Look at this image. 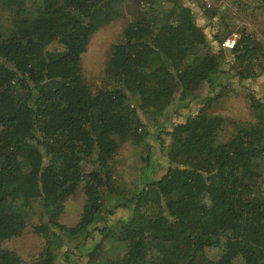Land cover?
Masks as SVG:
<instances>
[{
    "label": "trees",
    "instance_id": "16d2710c",
    "mask_svg": "<svg viewBox=\"0 0 264 264\" xmlns=\"http://www.w3.org/2000/svg\"><path fill=\"white\" fill-rule=\"evenodd\" d=\"M128 3L133 18L106 62L108 85L93 89L82 54ZM196 3L209 31L195 0H0L9 14L8 24L0 16V264H74L77 257L85 264H264V93H256L264 44L246 25L264 12V0H231L243 24L230 50L221 45L234 32L226 14ZM234 81H256L247 94L253 119H233L234 131L222 138L228 120L209 107ZM204 84L220 91L172 121ZM146 114L155 124L171 121L156 133L166 170L135 190L120 188L115 158L123 142L151 160ZM78 189L86 202L68 226L59 219ZM119 208L131 215L110 224ZM29 224L45 244L27 262L2 243ZM94 233L101 239L93 248H72ZM107 242L120 252L102 256ZM211 248L220 249L218 258Z\"/></svg>",
    "mask_w": 264,
    "mask_h": 264
},
{
    "label": "rangeland",
    "instance_id": "374dc122",
    "mask_svg": "<svg viewBox=\"0 0 264 264\" xmlns=\"http://www.w3.org/2000/svg\"><path fill=\"white\" fill-rule=\"evenodd\" d=\"M184 1L185 3L189 2V0ZM200 2H203L207 5L217 6L220 10H222V13L226 14V21L228 22L229 27L233 28L234 31H237L239 26L243 24V20L241 21L235 16L233 7L231 8V0H200ZM194 7L197 11L198 22L209 31L210 27L208 26V19L200 12L196 0ZM122 11L123 12L119 18L107 25L100 27L93 33L90 38L87 50L82 54V74L87 84L93 89L101 88L106 84L108 85V81L106 80L107 78L105 77L106 62L113 45L122 39L125 26L127 23L131 22L133 18L132 13L134 12V8L131 4L128 3L127 5H124L122 7ZM0 16L2 17L4 24H8L9 14L0 10ZM246 25L250 26L251 31L259 39H261L264 44V12L258 13L255 23H247ZM226 68L227 66H225V69ZM244 84L245 86L234 81L229 88L225 89V95L220 96L209 107V113L222 114L228 120L223 126V130L221 132L222 138H228L234 131V124L232 123L233 119L242 121H249L253 119V113L250 108V102L247 94L249 92L248 87H250L251 90H253V86L256 87V81H245ZM257 87L258 89L256 90V93L259 95H261L262 92L264 93V77L261 78V81L259 84H257ZM218 91H220L219 86L216 87L214 92H211L208 89V84H204V86L199 89L197 93L198 97L192 101H189L186 107L182 106L179 108L180 110H178L177 116H174L172 121L177 122L183 120L188 114L196 112L202 105L201 101L205 97L215 96ZM146 115V120L154 124L152 125L149 123V129L151 132L150 142L153 145L151 160L149 164L143 160V156L141 154L143 150L142 147L135 145L131 141L123 142L115 158V179L116 184L120 188L135 190L141 187L147 178L157 179L161 177V175L166 170L167 159L164 155V151L161 149V140L156 137V133L162 128L169 127L171 121L166 122V125L164 126L161 125V123H163L161 120H164V117H159L160 123L155 124L154 120L151 118L153 115ZM261 167L264 169V159L261 160ZM85 202L86 195L84 191L82 189H78L65 202L64 211L59 219L60 222L68 226L75 225L81 217ZM131 212V209L119 208L113 215L109 216L108 221L110 224H113L118 220L129 217ZM30 220L33 224H37L39 223V216L37 214L32 215ZM95 225L100 226L102 225V222H97ZM94 236L95 240L89 239L86 244L80 246L81 249H76L74 247L75 244H73L72 248H74L77 252H86L90 250L96 245L97 241L101 239V236L98 233H94ZM44 244V238L41 235L34 233L32 230V224H29L21 236L5 240L2 243V247L17 252L25 261L30 262L40 254ZM103 248L104 250L102 256H105L106 252L114 253L117 250L120 252L119 248L110 242L105 243ZM208 253L212 258H218L221 254V251L217 248H211L208 249ZM74 257L71 258L74 259ZM78 258L79 257L74 259L76 260L74 264H85L83 259Z\"/></svg>",
    "mask_w": 264,
    "mask_h": 264
},
{
    "label": "built area",
    "instance_id": "2783aa9c",
    "mask_svg": "<svg viewBox=\"0 0 264 264\" xmlns=\"http://www.w3.org/2000/svg\"><path fill=\"white\" fill-rule=\"evenodd\" d=\"M239 38H240L239 32L234 31L223 40L221 45L224 49H228V50L233 49L236 46Z\"/></svg>",
    "mask_w": 264,
    "mask_h": 264
}]
</instances>
